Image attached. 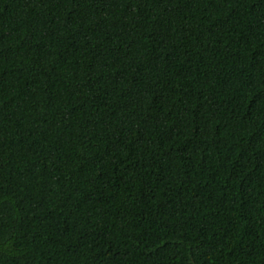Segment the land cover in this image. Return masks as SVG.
I'll use <instances>...</instances> for the list:
<instances>
[{"label": "trees", "instance_id": "1", "mask_svg": "<svg viewBox=\"0 0 264 264\" xmlns=\"http://www.w3.org/2000/svg\"><path fill=\"white\" fill-rule=\"evenodd\" d=\"M0 264H264V0H0Z\"/></svg>", "mask_w": 264, "mask_h": 264}]
</instances>
